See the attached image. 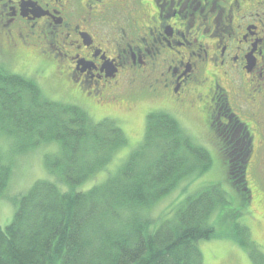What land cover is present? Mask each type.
I'll return each mask as SVG.
<instances>
[{"label": "trees", "instance_id": "obj_1", "mask_svg": "<svg viewBox=\"0 0 264 264\" xmlns=\"http://www.w3.org/2000/svg\"><path fill=\"white\" fill-rule=\"evenodd\" d=\"M0 135L11 139L12 154L55 141L59 151L44 164L70 190L36 180L16 199L11 222L0 226V264H202L200 240L214 236L208 223L214 208L226 203L219 185L208 186L184 202L170 218L158 220L148 210L190 175L208 170L212 158L169 113L146 114L142 141L104 182L86 191L73 188L112 159L127 140L115 119L94 121L81 105L51 100L31 78L0 66ZM226 154L227 177L246 199L245 162ZM11 160L0 157V197L8 186ZM231 234L264 264L249 240V229L236 223Z\"/></svg>", "mask_w": 264, "mask_h": 264}, {"label": "flooded vegetation", "instance_id": "obj_2", "mask_svg": "<svg viewBox=\"0 0 264 264\" xmlns=\"http://www.w3.org/2000/svg\"><path fill=\"white\" fill-rule=\"evenodd\" d=\"M31 51L89 109L145 81L230 158L264 161V0H0V55Z\"/></svg>", "mask_w": 264, "mask_h": 264}, {"label": "rangeland", "instance_id": "obj_3", "mask_svg": "<svg viewBox=\"0 0 264 264\" xmlns=\"http://www.w3.org/2000/svg\"><path fill=\"white\" fill-rule=\"evenodd\" d=\"M19 56L0 55L2 67L13 73L33 79L41 88L43 94L51 100L69 104L81 105L89 112L94 121L104 118L115 119L122 128L125 146L116 149L111 161L92 177L75 186L76 191H86L94 185L104 182L125 163L130 152L142 141L146 122V114L152 111H163L173 116L194 140L203 145L211 155V165L207 171L199 175H190L172 190L167 196L155 203L149 210L148 216L162 220L173 216L177 204L211 186L219 185L226 192V203L214 208L208 223L214 228V236L208 240L198 242L202 254V264H258L249 255V248L238 243L231 234L237 233L236 223L245 225L249 229V240L253 242L258 253L264 257V161L254 157L245 163L246 199L238 193L236 180L232 182V175L228 178L227 168L220 155L218 143L213 142L206 128L196 125L198 111L191 104L177 106L168 96L160 99L146 88L147 82L137 81L126 85L123 93L116 102L105 104L99 109H89L75 98L68 86L63 85L60 75L55 68L40 63L36 54L31 51ZM194 98V93H192ZM192 98V99H193ZM245 120V119H244ZM256 129L257 142L260 130L250 120H245ZM255 133V131L253 130ZM193 133L194 135H192ZM196 138V139H195ZM11 139L0 135V157L3 161L11 160V175L4 195L0 197V226H7L16 210V199L25 194L36 180H47L59 187L60 190H70L59 174L50 172L45 164L46 155H54L59 151V143L45 142L25 153L12 154ZM264 143L258 150L264 154ZM231 233V234H230ZM237 237H241L237 233Z\"/></svg>", "mask_w": 264, "mask_h": 264}]
</instances>
